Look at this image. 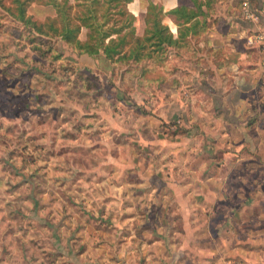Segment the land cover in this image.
Masks as SVG:
<instances>
[{
  "label": "rangeland",
  "instance_id": "obj_1",
  "mask_svg": "<svg viewBox=\"0 0 264 264\" xmlns=\"http://www.w3.org/2000/svg\"><path fill=\"white\" fill-rule=\"evenodd\" d=\"M46 1L30 2L27 14L52 16ZM164 47L139 61L82 55L0 6V201H229L231 211V203L254 201L259 184L264 197V159L245 172L237 152L224 157L232 146L204 138L205 117L214 115L205 105L218 95L206 93L193 47H177V58ZM213 128L218 137L222 128ZM227 230L230 263L240 264L237 237L252 249L250 238L263 232L236 223Z\"/></svg>",
  "mask_w": 264,
  "mask_h": 264
},
{
  "label": "crops",
  "instance_id": "obj_2",
  "mask_svg": "<svg viewBox=\"0 0 264 264\" xmlns=\"http://www.w3.org/2000/svg\"><path fill=\"white\" fill-rule=\"evenodd\" d=\"M198 2L200 9L195 0H133L125 8L135 17L136 35L144 38L149 3L162 7V24L177 42L164 46L172 47L175 58L182 53L177 47H193L189 58L200 62V71L206 72L207 81H202L206 93L218 95L215 103L205 105L214 115L205 117L204 138L232 146L224 157L229 161L237 152L246 172L248 163L264 159V47L257 39L264 31V0H228L222 5L219 0L216 12L213 4L218 0ZM245 3L256 20L246 17ZM42 4L56 15L51 4ZM177 8L197 11L192 21L200 20L199 25L187 30L184 25L191 26L192 21L185 24L178 18L173 13ZM87 32L83 27L81 40H86ZM94 56L106 57L102 52ZM215 125L222 128L218 137ZM263 181L259 179L262 185ZM260 185L254 189V201L231 203V211L229 201H127L125 197L126 201H83L72 206L70 201H43L41 206L39 201H0V264H231L226 246L229 225L263 232L258 223L264 220ZM223 209L228 215L222 214L213 225L214 214ZM211 240L220 246L217 250L211 248ZM248 240L237 237L240 264H264V246L260 247L264 232L250 238L255 242L253 250L246 247Z\"/></svg>",
  "mask_w": 264,
  "mask_h": 264
},
{
  "label": "trees",
  "instance_id": "obj_3",
  "mask_svg": "<svg viewBox=\"0 0 264 264\" xmlns=\"http://www.w3.org/2000/svg\"><path fill=\"white\" fill-rule=\"evenodd\" d=\"M31 1L33 0H11V5L7 6L3 0H0V6L17 21L32 29L35 35L59 37L63 42L89 56L102 52L111 61L126 57L139 61L144 56L164 49L165 42L177 43L169 28L162 24V7L153 3L148 5L146 21L149 28H147V35L142 38L137 35L134 37L135 28L132 26L135 17L131 16L125 8V5L133 0H76L75 3L70 0H47L45 3L54 7L56 15L48 16L43 21L33 19L27 14ZM195 5L200 9L202 4L195 0ZM184 11V8H177L173 13L178 18H183L185 24L198 15L195 10ZM110 20H113L111 25L108 24ZM199 23L200 20H196L192 21L191 26H184L190 30ZM83 27L88 29L86 40H81L79 37ZM128 36L134 37L131 39L129 48L126 47ZM149 41L151 44H147ZM153 46L154 48L151 49ZM149 47H151L150 50L145 51Z\"/></svg>",
  "mask_w": 264,
  "mask_h": 264
},
{
  "label": "built area",
  "instance_id": "obj_4",
  "mask_svg": "<svg viewBox=\"0 0 264 264\" xmlns=\"http://www.w3.org/2000/svg\"><path fill=\"white\" fill-rule=\"evenodd\" d=\"M244 10H245V15H246L247 18H250V19H253V20L257 19L256 15H254L250 11V8H249L247 3H245ZM257 39L261 41V43H262V45L264 47V31L262 33H260V35H258Z\"/></svg>",
  "mask_w": 264,
  "mask_h": 264
}]
</instances>
